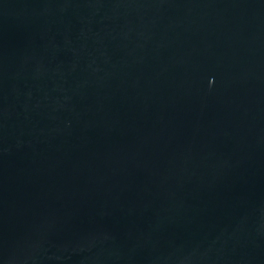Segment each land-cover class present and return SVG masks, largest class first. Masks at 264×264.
Here are the masks:
<instances>
[{"label":"water","instance_id":"95a60500","mask_svg":"<svg viewBox=\"0 0 264 264\" xmlns=\"http://www.w3.org/2000/svg\"><path fill=\"white\" fill-rule=\"evenodd\" d=\"M0 264H264V0H0Z\"/></svg>","mask_w":264,"mask_h":264}]
</instances>
